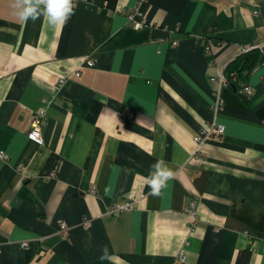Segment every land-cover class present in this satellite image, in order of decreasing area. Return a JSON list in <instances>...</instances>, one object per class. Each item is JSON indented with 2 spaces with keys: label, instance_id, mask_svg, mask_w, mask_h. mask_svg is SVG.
I'll list each match as a JSON object with an SVG mask.
<instances>
[{
  "label": "crops",
  "instance_id": "crops-1",
  "mask_svg": "<svg viewBox=\"0 0 264 264\" xmlns=\"http://www.w3.org/2000/svg\"><path fill=\"white\" fill-rule=\"evenodd\" d=\"M13 2L0 0V264H264V52L243 76L253 95L213 80L264 44V0H147L138 29L137 0H73L54 27ZM213 120L225 134L194 158ZM159 161L173 177L154 196Z\"/></svg>",
  "mask_w": 264,
  "mask_h": 264
},
{
  "label": "built area",
  "instance_id": "built-area-1",
  "mask_svg": "<svg viewBox=\"0 0 264 264\" xmlns=\"http://www.w3.org/2000/svg\"><path fill=\"white\" fill-rule=\"evenodd\" d=\"M146 2L147 0H137L133 10L127 13V18L134 28L137 29L142 28L147 24L146 14L142 11V6ZM254 13L258 14L259 10L256 8L254 10ZM202 43L205 45L206 52L210 53V45L208 44V41L206 39H202ZM253 48H258L260 49V51L264 52V44H258L253 47L243 48L242 51H247ZM87 63L89 65H94V62L92 60H88ZM73 75L79 77L81 75V71L79 69H76L75 71H73ZM213 80L219 81L221 86L222 85L226 86L237 81L235 77L228 78L225 71L218 72L217 77L213 78ZM64 82H65V78H61L59 80V86H61ZM240 89L242 93L247 96H251L255 92V88L249 83L241 85ZM223 105H224V99L221 96L220 92L217 91L215 94V101L213 104L214 112L218 113L219 110H221V108L223 107ZM45 116L46 114L44 108L40 110L37 113V115L32 119L31 128L28 133V137L39 144L43 143L42 128L46 123ZM225 131H226V126L223 123H220L217 120H213L209 122L206 127L202 128L199 135L194 136L195 148L192 151V156L194 158H197L200 152L203 150L205 143H207L210 139L213 138H221L225 134ZM0 157L3 159H7L6 154H4L3 152H0ZM55 174L56 172H53V175ZM143 197L130 199L125 203H113L112 205L109 206L106 213L113 216H118L124 210H130L135 208L137 204L143 199ZM185 211L191 217L192 222L196 223V219L199 211V205L196 199H192L187 203ZM82 224L85 228H89L91 226V220L89 218H85ZM69 230L70 229L68 225L62 222L60 225V232L67 235ZM27 245H28L27 242L22 243V246H27ZM180 258L181 260H183L184 258L183 252H181Z\"/></svg>",
  "mask_w": 264,
  "mask_h": 264
},
{
  "label": "clouds",
  "instance_id": "clouds-1",
  "mask_svg": "<svg viewBox=\"0 0 264 264\" xmlns=\"http://www.w3.org/2000/svg\"><path fill=\"white\" fill-rule=\"evenodd\" d=\"M13 8L21 21H35L46 16L53 27L66 24L74 14L73 0H14ZM172 177L173 172L162 161L155 163L148 179L152 195L159 196Z\"/></svg>",
  "mask_w": 264,
  "mask_h": 264
},
{
  "label": "trees",
  "instance_id": "trees-1",
  "mask_svg": "<svg viewBox=\"0 0 264 264\" xmlns=\"http://www.w3.org/2000/svg\"><path fill=\"white\" fill-rule=\"evenodd\" d=\"M261 52L258 48L243 51L241 55H239L228 65L225 71L228 78L235 77L237 80L231 84L237 85V83H239L240 86L243 84H248L245 82L243 76L245 73H248L260 63L262 59Z\"/></svg>",
  "mask_w": 264,
  "mask_h": 264
}]
</instances>
